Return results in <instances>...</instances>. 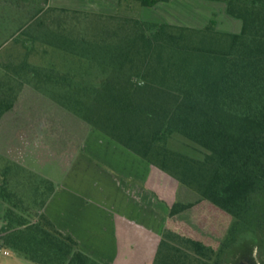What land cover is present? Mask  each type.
Instances as JSON below:
<instances>
[{
	"label": "trees",
	"instance_id": "1",
	"mask_svg": "<svg viewBox=\"0 0 264 264\" xmlns=\"http://www.w3.org/2000/svg\"><path fill=\"white\" fill-rule=\"evenodd\" d=\"M21 1L28 0L16 4ZM131 1L153 6L161 0ZM220 1L242 20L239 33L218 31L214 19L202 28L185 27L145 21L130 7L103 13L49 0L34 3L19 27H43L42 40L71 62L62 74H44L66 87L63 106L231 214L234 235L252 217L253 198L264 195V0ZM35 37L23 45L35 50ZM25 66L32 76L42 74ZM13 105L1 97L0 114ZM174 134L202 148L203 158L170 148ZM18 170L38 179L34 190L43 197L33 214L10 184ZM54 191L50 179L16 162L2 165L0 247L40 264H103L45 214ZM195 204L176 202L170 215ZM219 256L213 264H220Z\"/></svg>",
	"mask_w": 264,
	"mask_h": 264
},
{
	"label": "crops",
	"instance_id": "2",
	"mask_svg": "<svg viewBox=\"0 0 264 264\" xmlns=\"http://www.w3.org/2000/svg\"><path fill=\"white\" fill-rule=\"evenodd\" d=\"M49 3L103 13L130 7L145 21L195 28L214 19L218 31L229 33H239L242 28V20L228 14L226 3L220 0H161L153 6L131 0ZM3 115L0 114V156L8 155L3 150L7 135L12 142L18 137L33 138L21 126H15L12 118L8 131ZM72 156L74 160L63 178L57 182L50 179L55 191L43 211L55 226L72 234L85 253L103 264H164L168 256L161 252L177 247V220L189 210L171 216V206L176 202L203 201L200 195L96 128L85 131ZM4 211L5 204L0 199V229ZM8 251L0 252V264H40Z\"/></svg>",
	"mask_w": 264,
	"mask_h": 264
},
{
	"label": "rangeland",
	"instance_id": "3",
	"mask_svg": "<svg viewBox=\"0 0 264 264\" xmlns=\"http://www.w3.org/2000/svg\"><path fill=\"white\" fill-rule=\"evenodd\" d=\"M34 1L16 4V0H0V98L12 99L14 103L11 110L3 113L5 127L9 131L12 118L16 121L15 126H21L23 131L33 136L29 140L18 137L12 142L7 135L3 150L8 155H1L4 159L0 160V168L5 166L7 160L19 162L23 168L57 182L70 168L74 160L72 155L80 146V138L93 127L82 116L62 105L60 97L66 92V87L45 78V73L62 74L68 71L71 62L42 40L43 27H19L33 4L43 2ZM13 34L15 36L10 38ZM33 36H36L33 39L36 48L30 50L31 43L26 42L29 47H25L23 40L28 41ZM25 62L41 68L39 78L31 75L28 66L20 68ZM14 143L16 148L12 149ZM168 145L173 150L196 158L204 156L202 148L178 134L170 138ZM37 180L27 177L22 170L10 174V184L29 206L30 214L38 210L43 197L35 193ZM253 200L252 217L234 235L229 234L235 220L231 214L208 200H192L196 204L177 220V247H171V252H161L162 256H168L163 263L213 264L220 253V264H242L237 255L248 251L250 238L243 235L246 230L252 231L263 241V248L254 256L257 260L264 259V229L260 223L264 217V195L255 196ZM241 233L243 240L239 241ZM223 242L225 246H222Z\"/></svg>",
	"mask_w": 264,
	"mask_h": 264
},
{
	"label": "flooded vegetation",
	"instance_id": "4",
	"mask_svg": "<svg viewBox=\"0 0 264 264\" xmlns=\"http://www.w3.org/2000/svg\"><path fill=\"white\" fill-rule=\"evenodd\" d=\"M242 233L240 235L239 241H242ZM250 241L248 244V251L243 253H239L237 256L239 258V261H241L242 264H264V259H256L254 256V253L257 252L259 249L263 248V241H260L259 237H249ZM249 252V253H248Z\"/></svg>",
	"mask_w": 264,
	"mask_h": 264
},
{
	"label": "built area",
	"instance_id": "5",
	"mask_svg": "<svg viewBox=\"0 0 264 264\" xmlns=\"http://www.w3.org/2000/svg\"><path fill=\"white\" fill-rule=\"evenodd\" d=\"M0 252L5 253V254L9 253L8 249H4L2 247H0Z\"/></svg>",
	"mask_w": 264,
	"mask_h": 264
}]
</instances>
